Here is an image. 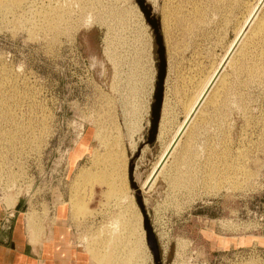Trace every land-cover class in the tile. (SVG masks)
Here are the masks:
<instances>
[{"label":"rangeland","instance_id":"374dc122","mask_svg":"<svg viewBox=\"0 0 264 264\" xmlns=\"http://www.w3.org/2000/svg\"><path fill=\"white\" fill-rule=\"evenodd\" d=\"M145 1L171 50L186 36L198 92L202 44H231L257 0ZM135 5L0 0V205L20 204L35 247L68 214L88 264H105L116 241L121 264H155L146 222L162 264H264V26L209 100L212 118L147 190L156 152L139 140L149 144L160 61ZM159 33L165 47L161 22Z\"/></svg>","mask_w":264,"mask_h":264},{"label":"crops","instance_id":"0c3cea01","mask_svg":"<svg viewBox=\"0 0 264 264\" xmlns=\"http://www.w3.org/2000/svg\"><path fill=\"white\" fill-rule=\"evenodd\" d=\"M263 20L264 9L261 14V21ZM256 33H259L258 30ZM185 39L186 36H183L181 33L175 35L172 40L175 50H171L166 33H164L167 76L164 84V102L159 120L157 138L154 144L142 142V136L139 140L140 144H146L145 150H147V153L152 154L154 152L153 150L156 152V156L150 162L149 172L152 168V171L154 169L156 171L162 161L161 159L164 158V153L166 155L168 152L173 137L185 121L189 105L194 101L193 98L197 93L196 88L198 85L200 87V83H196L192 77L194 74L192 71L195 69L192 62L194 52L191 48H188ZM184 41L185 43H183ZM230 42L231 40L228 41V39H225L221 44L217 40L202 44L203 51L200 58L202 65L199 66V69L203 72L199 74V80L205 79L209 75L212 67L219 64ZM217 46L220 47L219 51L217 50L219 48ZM227 72H229V68ZM182 73H184L185 77H182ZM217 84L215 87L216 90L223 83L219 81ZM201 109L196 120L194 119L195 122H193L191 128L189 127V133L194 130V134H196L197 131L209 122L215 112V106L210 101L206 105L204 104ZM188 132L184 135L180 146L186 143ZM146 137L147 134H145L144 138ZM149 172L146 174V177ZM19 208L20 204L18 203L13 210H6L0 205V264H88V257L84 248L75 240L73 227L69 222L68 214L67 216L59 217L58 211H56L51 226L48 227L47 232L35 247L31 243L27 227L20 217ZM6 220L11 221L10 225L5 224Z\"/></svg>","mask_w":264,"mask_h":264},{"label":"bare ground","instance_id":"6f19581e","mask_svg":"<svg viewBox=\"0 0 264 264\" xmlns=\"http://www.w3.org/2000/svg\"><path fill=\"white\" fill-rule=\"evenodd\" d=\"M154 2H156V0H152ZM135 9L136 11L139 13L141 19H142V10L135 5ZM264 9V0H257L254 4V6L252 7V9L249 11L248 15L246 16L241 28L239 29V31L235 34V39L234 41H232V43L230 44V46L228 47L225 55L222 57L221 61L219 62V64H217L213 70L210 72V74L208 75L207 79L205 80V82L202 84L201 88L199 89V91L197 92V94L195 95V97L192 99V103L189 105V108L187 110V114L185 117V121L182 123V125L179 127L178 131L176 132L175 136L173 137L170 145H169V150L168 152L164 153L163 155V159H161V163H164L161 170L159 171V173L157 174L155 180L157 179V177L159 175H161V173L163 172L164 169V165L166 164V162L169 160L170 156L172 157V155L175 153L176 148L180 145L184 135H186V133L188 132V129L190 130L191 126L193 125V122H195L197 115L200 113V111L202 110V106L205 104H207L209 102V100L214 99V95L217 93L215 87L218 85L217 83L219 81H221L222 83L225 82V73L227 72V69L229 67H231L236 59V57L243 53L245 44L247 42V40L249 39V37L251 35H256L258 33H256V31L258 30V32H262L261 26L264 24H262L264 22L261 21V14L263 12ZM162 23V27L164 32L167 35V40L169 39L168 37V33L166 31V22L164 21V19H162V21H160ZM259 27V28H258ZM258 28V29H257ZM170 36V35H169ZM171 39V38H170ZM239 40V41H238ZM250 40V39H249ZM167 42V41H166ZM238 42V43H237ZM237 43V45H235ZM237 46V48L234 47ZM150 46V45H149ZM264 46V45H263ZM152 48V47H151ZM235 49V50H234ZM252 49V48H251ZM263 49V48H262ZM233 54H232V52ZM250 50V49H249ZM252 52V51H251ZM150 53V51H149ZM247 54V53H246ZM245 55V54H244ZM150 56V55H149ZM240 57V56H239ZM243 57V56H241ZM249 58V57H248ZM227 59H229L227 61ZM153 60V59H152ZM239 61V60H238ZM227 62V63H226ZM241 62V61H240ZM226 63V64H225ZM225 64V66H224ZM224 66V68H223ZM237 66V65H236ZM221 68L223 69L222 72L220 73ZM235 70V68H234ZM167 76V75H166ZM157 77H158V72H157ZM227 79V78H226ZM152 81V80H151ZM158 82V81H157ZM157 82H156V87L154 88V95L156 92V88H157ZM224 86V85H223ZM153 89V88H152ZM214 91L216 93H214ZM154 98V97H153ZM163 102H164V98H163ZM154 103L152 104L153 107ZM151 107V108H152ZM163 107V104H162ZM162 110V109H161ZM195 119V120H194ZM190 127V128H189ZM99 130L97 129L96 134ZM100 132V131H99ZM189 133V132H188ZM171 151V153H170ZM170 153V154H169ZM169 155V156H168ZM165 161V162H164ZM161 163L159 164V166L161 165ZM158 166V167H159ZM158 169V168H157ZM157 169L155 171V169L152 171L151 175L146 179V181L143 183L142 185V189L145 188V186L149 183V181L151 180V178L156 174ZM154 173V174H153ZM155 180L153 181V183L155 182ZM151 184L150 188H152ZM17 202V201H16ZM15 203V202H14ZM13 208V207H12ZM11 209V208H10ZM118 226V225H117ZM116 227V226H115ZM116 231V230H115ZM114 231V233H115ZM113 234V233H112ZM116 234V233H115ZM114 234V235H115ZM144 236V233H142V238ZM118 237V231H117V235H115V238ZM112 236H111V240H112ZM119 240V239H118ZM125 240V239H124ZM120 242V241H119ZM111 243V242H110ZM110 245V244H109ZM111 251L110 253L106 256L103 257L105 260V264H121L120 261V257H119V250H120V244L116 241V243L111 244ZM110 248V246L108 247ZM104 251V250H103ZM108 251V249H107ZM106 252V251H105ZM124 252V249L123 251ZM107 254V253H106ZM103 256V255H102ZM103 260V259H102ZM99 264H104L103 261H99Z\"/></svg>","mask_w":264,"mask_h":264},{"label":"water","instance_id":"95a60500","mask_svg":"<svg viewBox=\"0 0 264 264\" xmlns=\"http://www.w3.org/2000/svg\"><path fill=\"white\" fill-rule=\"evenodd\" d=\"M137 2L140 5L141 10L144 12L148 22H150L151 26L154 29V34L156 35V43H157V45L159 47L158 54H159V61L160 62L157 64V68H158L157 81L158 82H157L156 92H155V95H154V105L152 107V120H151V125H152L151 128L152 129L150 131V137H149V141H148L150 144H152L157 138L159 120L161 118V109H162L163 98H164V83H165V79H166V75H167V62H166V57H165V47H164V44H163V38H162L161 34L159 33L160 20L156 19L155 17L153 19L152 9L146 3L145 0H137ZM235 48H237V46ZM233 52H232V54H233ZM228 60L229 59H227V61ZM225 64H224V66H225ZM224 66H223V68H224ZM222 70L223 69L221 68L220 73L222 72ZM170 153H171V151H170ZM163 164L164 163H161V165L158 167L156 174L151 178L149 183L145 186V189L149 190L151 184L155 180V178H156L157 174L159 173V171L161 170ZM133 170H134V167L132 166L131 167V174L133 173ZM133 187H134V189H136L138 191L137 199H138V202L141 205V189L138 188L135 185ZM10 223H11L10 220H6V222H5L6 225H10ZM145 229H146V232H147V243H148L149 248L152 251L155 264H162L161 263L159 246H158L157 240H156V238H155V236L153 234V230L149 226L148 222H146Z\"/></svg>","mask_w":264,"mask_h":264}]
</instances>
